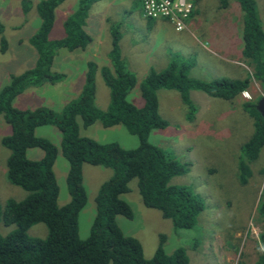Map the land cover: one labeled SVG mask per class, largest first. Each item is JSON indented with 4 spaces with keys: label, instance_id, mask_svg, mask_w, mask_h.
<instances>
[{
    "label": "rangeland",
    "instance_id": "obj_1",
    "mask_svg": "<svg viewBox=\"0 0 264 264\" xmlns=\"http://www.w3.org/2000/svg\"><path fill=\"white\" fill-rule=\"evenodd\" d=\"M38 1L0 0V37L3 36L6 40L5 51L0 52V88L9 81L11 75L35 63L37 55L28 39L39 24L35 10ZM135 1L137 8L130 14L121 10L128 9L132 0H95L91 3L83 25L84 31L90 37L89 42L83 49L68 51L59 48L52 59L51 70L62 73L64 78L54 83L42 82L26 87L14 97L13 106L19 109L46 107L58 111L64 104L76 98L84 84L87 61H93L97 68L109 65L108 27L114 26L122 38L120 57L122 55L123 67L135 77V85L126 95V99L135 106L142 105L138 89V84L145 77L142 74L149 70L159 71L171 60L185 63L187 75L198 80L233 81L249 78L243 94L232 100L210 97L197 90L190 91L188 98L196 108L192 114H189L187 105L181 101L174 89L156 91L158 113L167 125L150 130L147 141L185 167L184 172L170 178V183L188 187L202 201L203 208L195 226L173 230L169 219L163 218L157 209L142 204L134 178L128 182V191L120 195L130 206L132 217L128 219L117 214L115 221L123 234L133 236L140 242L142 255L146 259L153 254L159 236L163 235L162 247L165 253L181 247L186 252L189 264H256V248L260 246L259 242L257 244L258 234L264 231V215H260L258 210L259 204L264 201V143L253 159L245 161L247 174L242 184L238 183L237 165L244 157L243 145L253 133V118L241 102L249 99L258 103L263 98L258 99L261 95L259 83L250 77L249 63L242 54L239 57L237 53L220 51L217 46L221 44L213 43L214 39L211 38L206 40L204 49H209L212 54L198 47L189 51L186 45L179 42L178 38H183L181 33L174 31L169 22L142 18L139 15L140 2ZM76 5L77 0H63L55 8L49 38L63 36V20L74 11ZM254 5L260 26L264 29V0H254ZM240 12V6L235 0H232L230 10H224L223 7L215 10L211 0H206L194 19L217 20L222 27H226L220 34L221 39H225L228 31L235 33L236 26L241 25ZM239 31L237 30L238 37ZM236 41L240 40L236 38ZM94 51L105 56L107 63H98L92 56ZM222 55L239 57L235 60L241 62L242 66L226 62ZM261 56L264 59V50ZM192 61L194 66H191ZM239 70H242L241 75H238ZM94 86L93 103L95 107L103 110L108 104L109 96L98 69L94 74ZM8 130V125L0 115V137ZM78 133L98 142L114 141L123 148H132L137 144L136 137L121 124L103 127L97 121L82 126L78 120ZM34 134L49 139L58 147L59 132L54 126H38L34 129ZM8 153V149L0 146L1 206L9 198L20 200L26 194L23 189L6 179L5 161ZM40 155L38 148L26 151L27 158L35 159ZM67 167V162L57 154L53 172L58 187V205L69 200L65 186ZM110 173L109 168L101 165L84 163L81 166L86 199L77 217L80 238L88 233L95 212L94 196L100 183ZM12 228L13 225L6 226L0 222V234H5ZM45 233L46 228L42 223L27 229L29 236L44 237ZM194 238L198 241L193 242ZM258 249L261 251L260 247Z\"/></svg>",
    "mask_w": 264,
    "mask_h": 264
},
{
    "label": "trees",
    "instance_id": "obj_2",
    "mask_svg": "<svg viewBox=\"0 0 264 264\" xmlns=\"http://www.w3.org/2000/svg\"><path fill=\"white\" fill-rule=\"evenodd\" d=\"M62 1L39 0L35 4L39 24L28 39L37 55L35 63L11 75L0 88V115L9 128L0 137V146L9 151L5 176L9 183L26 192L22 199L9 198L0 205V222L6 226L13 225L10 231L0 234V264H189L181 247L165 253L163 235L159 236L153 254L144 258L140 242L123 234L115 221L117 214L128 219L132 217L130 206L120 195L128 191V182L134 178L144 206L157 209L163 218L170 220L173 230L193 228L203 208L202 201L188 187L170 183V178L184 172L185 167L147 141L150 130L167 125L158 113L156 91L174 89L192 114L196 108L188 98L190 91L232 100L247 88L249 78L198 80L187 75L185 63L171 60L163 69L149 70L145 74L138 84L142 105L135 106L126 99L135 85V77L123 67L118 45L120 33L114 26L109 28V65L97 68L93 61L88 60L84 84L76 98L58 111L46 107L16 108L13 99L26 87L42 82L54 83L64 78L65 75L50 68L57 49H83L90 40L83 25L87 10L95 0H77L74 11L63 20V36L57 39L48 37L55 8ZM236 1L243 12L241 54L249 63L250 77L259 83L261 95L258 99L264 98V59L261 58L264 29L260 26L254 0ZM0 33L2 35L1 24ZM5 49L6 40L1 36L0 52ZM97 69L108 89V104L103 110L93 103ZM241 103L253 118V133L243 145L244 157L238 161L239 184L244 183L247 174L245 161L253 159L264 143V113L256 108L257 101L244 99ZM78 120L82 126L97 121L103 127L121 124L136 137L137 144L123 148L114 141L98 142L79 135ZM43 125L57 129L58 147L49 139L34 134V129ZM31 148L41 151L39 158L26 157L27 149ZM57 154L68 165L65 186L69 200L63 205L57 204L58 187L53 172ZM84 163L104 166L111 173L97 189L94 216L87 235L80 238L77 217L86 199L81 175ZM258 210L260 215H264V201ZM37 223L45 226L44 237L27 234V229ZM197 241V238L193 239V242ZM258 242L261 251L256 248V264H264V231L259 232Z\"/></svg>",
    "mask_w": 264,
    "mask_h": 264
},
{
    "label": "crops",
    "instance_id": "obj_3",
    "mask_svg": "<svg viewBox=\"0 0 264 264\" xmlns=\"http://www.w3.org/2000/svg\"><path fill=\"white\" fill-rule=\"evenodd\" d=\"M205 1L206 0H190V2L192 4V11L185 21V29L180 30V31H176V32L181 33V36L183 37V38H178L180 40L179 42L182 43L183 45H186L188 47L189 51H194L196 49V47H198L201 50L208 51L210 54H212L209 49H204L205 48L204 45L206 44V40H208V39L210 40V38H211V39H214L213 43L221 44L220 46H217L220 51H225V52L229 51L228 53H230V54H232V53L236 54L237 53L238 56L240 57L241 50H242V41H241L242 38H241V30L239 31V29H240V27L242 28V16H243L242 10L240 9L241 10V12H240L241 25L239 27L236 26V32L232 33L231 31H228L227 35L224 36L225 39H221L222 37L220 36V34L223 32L222 29H224L226 27H222L220 22H218L215 19H213V20H208L206 18L198 19V20L194 19L196 13L198 11L202 10V6L205 4ZM94 2H92V3H94ZM231 3H232V0H223V3H221L220 0H211V4L215 10H217V8L219 9L221 7H223L224 10H226V9L230 10L231 9ZM238 6H239V4H238ZM254 7H255V5H254ZM135 8H137V3L135 0H132L129 8L128 9H122L121 11H124L125 13L130 14ZM140 13H141V11H139V15H141ZM144 19H146V20H154V19L158 20L159 19V20L168 22L167 20L162 19V18H154V19L144 18ZM206 20H208V21H206ZM162 21H160V22H162ZM229 24H232V23L229 22ZM108 30H109V27H108ZM237 30L239 31L238 32L239 37L237 36ZM234 37H236L240 41L237 42L236 38H234ZM234 41L236 42L235 45L233 44ZM121 43H122V38L120 35V37L118 39L119 48L121 46ZM215 55H217V57H220V56H218V54H215ZM92 56L98 61V63H100V62L107 63L106 57L99 55L96 51H94ZM121 57H122V55H121ZM221 57L223 59H226L225 60L226 62L237 63V64H239V66H242L241 62L235 60V59H239V57L238 58L235 56L228 57L227 55H224V56L222 55ZM191 66H194V61L191 62ZM241 73H242V70H239L238 75H241ZM145 74L146 73H144L142 75H145Z\"/></svg>",
    "mask_w": 264,
    "mask_h": 264
},
{
    "label": "built area",
    "instance_id": "obj_4",
    "mask_svg": "<svg viewBox=\"0 0 264 264\" xmlns=\"http://www.w3.org/2000/svg\"><path fill=\"white\" fill-rule=\"evenodd\" d=\"M139 2L142 18L165 19L175 31L185 29V21L192 11V4L188 0H139Z\"/></svg>",
    "mask_w": 264,
    "mask_h": 264
},
{
    "label": "water",
    "instance_id": "obj_5",
    "mask_svg": "<svg viewBox=\"0 0 264 264\" xmlns=\"http://www.w3.org/2000/svg\"><path fill=\"white\" fill-rule=\"evenodd\" d=\"M256 108L258 111H260L262 114L264 113V99L260 98L258 103L256 104Z\"/></svg>",
    "mask_w": 264,
    "mask_h": 264
}]
</instances>
